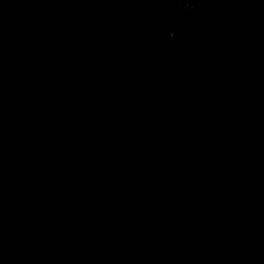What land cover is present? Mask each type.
<instances>
[{
  "label": "water",
  "instance_id": "95a60500",
  "mask_svg": "<svg viewBox=\"0 0 264 264\" xmlns=\"http://www.w3.org/2000/svg\"><path fill=\"white\" fill-rule=\"evenodd\" d=\"M0 264H264V0H0Z\"/></svg>",
  "mask_w": 264,
  "mask_h": 264
}]
</instances>
